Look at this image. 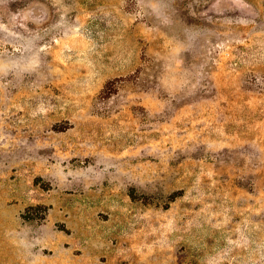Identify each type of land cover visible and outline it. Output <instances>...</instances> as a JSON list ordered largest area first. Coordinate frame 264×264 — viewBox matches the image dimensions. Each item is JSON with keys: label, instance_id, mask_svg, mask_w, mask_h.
I'll use <instances>...</instances> for the list:
<instances>
[{"label": "rangeland", "instance_id": "374dc122", "mask_svg": "<svg viewBox=\"0 0 264 264\" xmlns=\"http://www.w3.org/2000/svg\"><path fill=\"white\" fill-rule=\"evenodd\" d=\"M0 264H264V0H0Z\"/></svg>", "mask_w": 264, "mask_h": 264}]
</instances>
